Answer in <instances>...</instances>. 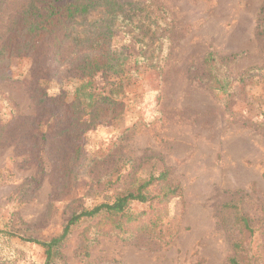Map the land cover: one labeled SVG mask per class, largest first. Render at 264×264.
Masks as SVG:
<instances>
[{
    "label": "rangeland",
    "instance_id": "rangeland-1",
    "mask_svg": "<svg viewBox=\"0 0 264 264\" xmlns=\"http://www.w3.org/2000/svg\"><path fill=\"white\" fill-rule=\"evenodd\" d=\"M26 1H6L0 28ZM138 1L133 24L117 20L112 39L114 47L126 45L131 54L126 71L85 77L103 91L119 84L135 105L99 119L70 145L53 146L49 137L45 143L28 136L0 143V229L13 234L0 235V264H44L43 248L25 239H49L72 212L124 191L132 168L126 159L142 177L167 170L180 192L167 202V213L158 225L145 228L142 224L157 208L140 215V223L128 224L129 239L99 234L85 254L84 237L99 218L77 223L51 264H228L235 234L226 203H237L248 218L259 235L253 246L261 244L264 257V133L251 124L264 121V79L234 84L228 107L199 79L210 49L220 57L240 53L226 65L233 77L263 63L256 22L264 0ZM147 43L160 48L161 74L134 63ZM69 51L68 46L62 49V59ZM30 64L26 57L10 58L11 76L0 81V118L16 122L30 116L41 132L49 133L55 119L33 99ZM55 70L41 83L48 96L59 98L54 113L60 114L81 74L68 63ZM74 148L80 149L76 160ZM107 175L126 183L107 187ZM150 190L158 193L157 181ZM147 207L133 201L130 210L139 213Z\"/></svg>",
    "mask_w": 264,
    "mask_h": 264
},
{
    "label": "trees",
    "instance_id": "trees-1",
    "mask_svg": "<svg viewBox=\"0 0 264 264\" xmlns=\"http://www.w3.org/2000/svg\"><path fill=\"white\" fill-rule=\"evenodd\" d=\"M6 1L0 0V14ZM140 4L138 0H27L13 14L9 23L4 26L5 29L0 28V81L9 79L11 76L7 69L10 58L13 56L29 58L32 79L30 84L31 86L35 84L33 99L40 106V111L44 115L52 116L55 122L51 131L47 133L41 132L37 122L30 121V116L23 118V121L16 122L0 118V143L9 138H16V136H28L45 143L49 137L53 146H59L61 142L70 145L87 127L99 119L110 114L118 115L133 107L135 104L123 96L119 84L103 91L93 85L91 80H85V77L99 71L103 74L126 71L127 60L131 54L126 52V45L118 48L113 46L112 39L117 28L115 24L117 20L133 24L132 19L135 18L137 9H140ZM93 12H96L98 16L94 15L90 18ZM256 35L260 40L259 48L263 63L249 67L236 77L229 75L226 65L240 53L220 57L210 49L203 57L204 71L199 79L226 106L234 84L243 83L245 85L249 79L254 77L264 79V4L258 11ZM66 46L70 48V51L68 56L62 59V49ZM144 46V50H138V54L134 57L135 65L143 62L145 66L161 74L164 66L161 62L164 57L157 52V50L160 51L159 46L154 48L149 43ZM149 59L150 61L152 59V63L146 61ZM65 63L78 70L81 76L74 86L67 109L56 114L54 106L58 104L59 98L47 95L42 87L41 79L46 73L55 74L56 67ZM135 70L137 69L129 71V74L135 73ZM155 92L158 98L160 93ZM261 105V114L264 117V103ZM251 124L256 130L264 133V121H255ZM72 154L76 156L74 160L78 159L80 149L74 148ZM127 160L132 168L127 176V187L124 191L115 192L108 201L72 212L61 231L49 239L39 240L30 237L25 239L38 243L43 248L44 264H51L56 255L59 257L58 251L61 244L77 223L99 218L92 232L84 237L83 254L87 253V247L99 234L109 233L123 239L131 238L132 234L129 233L128 224L140 223V215L146 214L150 209L157 208L156 215L150 213L152 216L148 215V219L142 225L145 224L144 228L158 225L163 212L167 213V210L165 211L167 202L180 194L179 188L167 178L166 169L157 175L150 174L142 177L134 170L133 161ZM103 180L107 187H119L126 183L125 179L121 180L120 176L112 179L110 175H107ZM155 181L159 184L158 193L150 190V186ZM133 201L147 203V210L139 213L132 212L130 205ZM225 207L230 211V227L235 234L232 241V255L228 258V264H264L263 252L260 250L261 244L253 246V243L259 241L255 228L238 209L237 203H226ZM0 235L11 236L13 234L0 229Z\"/></svg>",
    "mask_w": 264,
    "mask_h": 264
}]
</instances>
